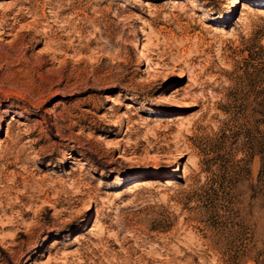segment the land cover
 I'll return each instance as SVG.
<instances>
[{
	"label": "rangeland",
	"instance_id": "1",
	"mask_svg": "<svg viewBox=\"0 0 264 264\" xmlns=\"http://www.w3.org/2000/svg\"><path fill=\"white\" fill-rule=\"evenodd\" d=\"M0 264H264V0H0Z\"/></svg>",
	"mask_w": 264,
	"mask_h": 264
},
{
	"label": "bare ground",
	"instance_id": "2",
	"mask_svg": "<svg viewBox=\"0 0 264 264\" xmlns=\"http://www.w3.org/2000/svg\"><path fill=\"white\" fill-rule=\"evenodd\" d=\"M194 6V5H193Z\"/></svg>",
	"mask_w": 264,
	"mask_h": 264
}]
</instances>
